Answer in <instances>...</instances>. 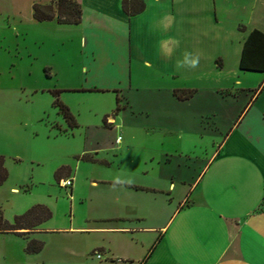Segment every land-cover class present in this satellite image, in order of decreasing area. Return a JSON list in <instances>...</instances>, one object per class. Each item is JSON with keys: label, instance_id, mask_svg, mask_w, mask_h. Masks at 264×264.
Listing matches in <instances>:
<instances>
[{"label": "crops", "instance_id": "0c3cea01", "mask_svg": "<svg viewBox=\"0 0 264 264\" xmlns=\"http://www.w3.org/2000/svg\"><path fill=\"white\" fill-rule=\"evenodd\" d=\"M52 1L22 0L23 8L13 5L6 13L29 15L23 22L55 48L49 49L53 60L34 63L26 76L36 72L52 81L32 93L48 91L54 108L57 91L76 127L58 113L53 139L59 147L46 144L37 152L28 128L35 114L30 118L28 107V116L17 118L25 88L19 79L6 89L0 84L11 104L0 105V156L8 173L0 193L19 194L11 179L18 166L29 164L35 177L34 166L63 153L54 155L51 170L57 184L71 179L65 188L83 205L82 220L68 228L87 235L82 250L71 251L83 264H264V72L239 68L248 34H264V0H143L134 16L123 11L121 0H74L81 7L78 24L36 21L32 5ZM19 26L13 27L20 36L27 28ZM69 38L77 47L71 59ZM185 52L199 56V64L178 70ZM174 90L194 93L179 100ZM68 93L85 99L78 97L73 108L64 98ZM107 93L114 94L115 107L119 98L118 112L101 97ZM138 94H159L163 105L137 110ZM165 106L193 114L179 124L178 114ZM154 112L159 121L136 120ZM22 213L2 217L12 222ZM45 222L26 236L49 232ZM13 235L0 237H21Z\"/></svg>", "mask_w": 264, "mask_h": 264}, {"label": "rangeland", "instance_id": "374dc122", "mask_svg": "<svg viewBox=\"0 0 264 264\" xmlns=\"http://www.w3.org/2000/svg\"><path fill=\"white\" fill-rule=\"evenodd\" d=\"M13 5H18L23 8L22 0H0V10L5 11L4 13H0V84L5 86L6 89V86H16L17 79H19V85L25 88L19 92L21 100L20 103L16 105H18L17 110L20 115L19 117L17 116V118H20L22 122L28 116L25 109H28V107H30V118L35 114L36 117L33 119L35 123L28 128H30L35 149L37 152H40L42 151V147L46 144H49L52 148L56 146L59 147L58 141L53 139L54 134L57 132L56 129L53 128V125L57 120L58 110L55 107L52 108V100L51 102H47V99L52 97L48 91L37 92L35 95L32 93L35 88L46 86L52 83V81L39 78L36 72H32L30 77L26 76V74L28 69L35 71L37 65H34V63H39V61L43 60H53L51 57H54L53 52L55 48H53V45L50 46L43 33L29 29L27 22H23V19L27 20L29 15L21 19L12 17L14 14L6 13H12L11 11L14 9ZM20 22L22 24L19 26ZM17 25L21 29L24 27L27 28L22 30V32H24L23 35L19 36V32L13 27H17ZM53 43L54 41L52 40L51 44ZM51 47L53 52L52 49L49 50ZM67 47L69 59L76 57L77 47L75 39L69 38ZM56 55L57 53L55 57ZM16 71H18L19 78L16 77V80L12 81L11 77ZM137 84H139V82H137ZM153 84L155 85V83ZM7 93L8 91H0V100L2 102L4 101V103L0 101V105L2 104L5 108L11 107V104L7 103ZM12 95L11 93L9 94V96ZM78 97L85 99L84 96L70 93L64 94V98H67V100L70 99L72 104H75L73 108L77 107ZM87 97L93 98L96 96L91 95ZM101 97H104L106 101L107 99L110 100V102H108L110 104L109 108H115V96L113 93L103 94ZM161 98L159 94H156V97H147L146 94H138L134 96V100L137 103L135 104L137 108H135L138 110L139 108L148 106L154 109L158 104L163 105L161 103ZM59 100L62 101L61 99ZM15 103L16 100H14V105ZM45 105L47 108L46 112L40 114V117H37L39 112L42 111V107ZM165 107H170V110L172 109L174 113L178 114V116L176 115V120H178L179 124L189 120L193 114L191 110L186 111V109L181 106ZM82 110L84 112V108H82ZM6 115L5 112L4 117H6ZM83 115L86 116L85 113H83ZM109 116H113V114H109ZM157 116L158 114L154 112L149 117L143 115L136 118V120L139 123H154L159 121ZM38 118H42V120L38 121ZM190 121L192 120L190 119ZM207 139L208 138L205 137L203 140L201 145L203 149ZM73 143H75V141H73ZM55 154H53V156L45 154V156L51 157L53 160L49 161L47 159L48 162L42 161V163H40L41 166H34L36 170L35 177H31L32 175L29 174L30 165L27 163H25L26 165L23 163L11 171L12 181L15 179L18 188L21 189L19 194H16L17 192H11L10 194L0 193V209L2 213L8 215L13 212H18L19 214L22 213L23 209L27 206L30 207L40 203L44 204L50 209L52 216L42 227L49 226L51 230L47 233L38 234L36 237L32 235L21 236L23 238L27 237L33 239L35 237L44 243L43 249L39 253L31 255L22 252L21 245L23 241L21 237L15 235H13L15 237L9 236L13 238L12 240L7 239V237L5 238V236L0 237V264H83L81 259L75 257L77 255H75V253L72 254L71 251L78 252L82 250L84 239H86L87 235L76 234L73 230H69L68 228L71 226H78L83 218L84 208L82 204H79L77 196L73 195V193L70 194L68 188L58 185L54 180L51 165L54 166L52 162L56 161L55 158L63 153H57L54 158ZM31 181H34L33 186L30 184Z\"/></svg>", "mask_w": 264, "mask_h": 264}, {"label": "trees", "instance_id": "16d2710c", "mask_svg": "<svg viewBox=\"0 0 264 264\" xmlns=\"http://www.w3.org/2000/svg\"><path fill=\"white\" fill-rule=\"evenodd\" d=\"M121 7L128 16L139 14L144 9L143 0H121ZM32 16L38 21L55 20L58 24H78L81 19L80 4L74 0H54L48 4L34 3L32 5ZM239 68L246 71L264 72V34L253 30L243 43ZM193 90H174V96L179 100L189 99ZM53 106L63 117L69 128L76 127L75 119L69 109L58 99V92H52ZM120 100L116 97L115 111L121 109ZM106 122V118H105ZM8 173L4 166V158L0 156V185L7 179ZM51 218L50 210L41 204H36L24 213L8 222L2 217L0 211V234L12 233L18 236H26L37 227ZM24 251L27 254H36L43 249V242L33 238L25 237Z\"/></svg>", "mask_w": 264, "mask_h": 264}, {"label": "clouds", "instance_id": "9594fccd", "mask_svg": "<svg viewBox=\"0 0 264 264\" xmlns=\"http://www.w3.org/2000/svg\"><path fill=\"white\" fill-rule=\"evenodd\" d=\"M198 64H199V56L192 57L190 53L185 52L183 60L176 61L175 66L179 70L180 68L185 67V66L190 67V68H195L198 66ZM128 182L131 183V180H129Z\"/></svg>", "mask_w": 264, "mask_h": 264}, {"label": "built area", "instance_id": "2783aa9c", "mask_svg": "<svg viewBox=\"0 0 264 264\" xmlns=\"http://www.w3.org/2000/svg\"><path fill=\"white\" fill-rule=\"evenodd\" d=\"M107 120V119H106ZM120 138L116 139V142H119ZM59 185L65 187H69L71 186V179H65V180H59L58 182ZM95 256L99 259L100 258V254L95 253Z\"/></svg>", "mask_w": 264, "mask_h": 264}]
</instances>
